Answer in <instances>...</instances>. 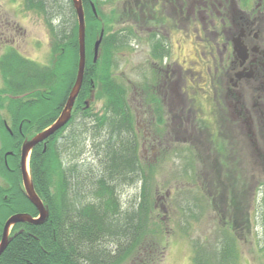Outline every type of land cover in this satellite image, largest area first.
<instances>
[{"label": "rangeland", "instance_id": "1", "mask_svg": "<svg viewBox=\"0 0 264 264\" xmlns=\"http://www.w3.org/2000/svg\"><path fill=\"white\" fill-rule=\"evenodd\" d=\"M98 1L108 32L121 31L127 36V43L114 50L112 72L115 80L128 88V102L134 110L130 137L134 146L140 142L135 153L141 159L137 167L145 175L143 180L153 187L157 218L165 227L167 243L159 264H193V241L196 249L203 248V257L212 253L211 243L206 241L219 227L235 234L238 248L235 263L231 259L221 264H264V148L252 145L246 133L238 135L234 131L231 117L221 111L222 105L213 99L212 89L209 88L210 100H202L203 106L197 109L191 107V101L187 103L184 91L185 76L187 92L196 97L208 75L203 56H209V52L204 46L206 41H213L209 36L211 26L203 31V0H159L142 6L136 0ZM20 2L0 0V55L14 48L22 56L48 66V22L60 25L61 19L47 8L38 11ZM131 24L135 30H130ZM160 39L167 47L161 60L153 56L154 44ZM183 65L189 70L185 71ZM141 89L157 99L163 110L162 122L152 112L153 104L141 98ZM204 94L202 91L201 96ZM162 98L166 108L160 102ZM102 103L95 98L91 110L99 114ZM29 114L38 116L37 110ZM203 117L214 119L205 121L213 133L211 138L201 131ZM98 125L93 117L75 118L61 139V151L70 165L91 167L79 170L81 177L89 179L101 163L96 153L99 144L82 127L95 129ZM222 125L225 131L231 128L232 132L220 135ZM36 127H31L32 132H37ZM143 180L121 186L124 202L140 195ZM86 185L80 191L88 192ZM8 186L0 176V189L5 191ZM203 208L207 211L204 219ZM192 214L199 216L194 218ZM134 258L133 261L140 260Z\"/></svg>", "mask_w": 264, "mask_h": 264}, {"label": "trees", "instance_id": "2", "mask_svg": "<svg viewBox=\"0 0 264 264\" xmlns=\"http://www.w3.org/2000/svg\"><path fill=\"white\" fill-rule=\"evenodd\" d=\"M90 1L94 2L98 16L94 15ZM27 2L31 7L47 8L53 16L61 19V23L48 22L53 53L50 65H39L14 49L0 56L4 83L0 92L15 97L27 93L31 98L27 102L22 101V97L11 98L6 103V99H0L1 107L4 104L9 109L12 132L5 129L0 116V134L3 135L0 174L9 185L5 191L0 189V236L4 221L14 212L37 214L24 196L21 185L20 143L32 131L33 125L40 130L56 118L73 83L78 59L77 21L71 0ZM83 8L87 64L78 108L90 89V80H96V97L104 100L103 110L109 111V116L101 115L95 129L82 128L89 131L93 141L99 144L96 153L101 163L94 169L92 179L81 177L79 172L91 167L76 164L61 167L59 150L62 146L59 147L58 142L56 145L55 140L63 128L51 138L47 151L35 147L30 158L31 174L37 193L49 209V217L38 225L15 224L14 236L0 255V264H159L163 256L167 243L165 227L157 218L159 213L154 205L153 187L143 180L145 175L137 167V149L129 132L133 118L126 100L127 91L110 73L114 50L125 45L127 36L121 31L109 33L105 26L99 57L92 62L93 44L102 27L99 15L102 14L98 0H83ZM162 54L163 46L157 41L153 56L161 57ZM15 103L18 104L15 106ZM158 109L160 114V106ZM33 110H37V117L27 115ZM82 113L86 115V112ZM159 118L161 121V116ZM7 150L12 154L5 164L2 155ZM140 180H143L140 195L124 202L121 186L125 183L135 185ZM85 184L89 188L86 193L80 191ZM202 212L204 219L207 211ZM191 216L197 218L199 214ZM213 235L206 241L211 243L212 252L205 256L207 258L203 257V248L196 249L192 240V263L221 264L231 259L235 263L238 258L235 234L219 227ZM134 257L140 260L133 261Z\"/></svg>", "mask_w": 264, "mask_h": 264}, {"label": "flooded vegetation", "instance_id": "3", "mask_svg": "<svg viewBox=\"0 0 264 264\" xmlns=\"http://www.w3.org/2000/svg\"><path fill=\"white\" fill-rule=\"evenodd\" d=\"M140 1L142 5L159 3ZM201 5L203 31L211 26L214 44L206 41L204 46L209 56H203L208 74L203 90L212 89L213 99L231 117L238 135L246 133L252 145L264 148V0H203ZM207 94L203 99L210 100V90ZM221 128V135L232 132Z\"/></svg>", "mask_w": 264, "mask_h": 264}, {"label": "water", "instance_id": "4", "mask_svg": "<svg viewBox=\"0 0 264 264\" xmlns=\"http://www.w3.org/2000/svg\"><path fill=\"white\" fill-rule=\"evenodd\" d=\"M73 7L76 12V17L78 21V44H79V65H78V74L76 78V82L74 84V87L72 88V91L69 95L68 101L65 105V108L62 112V115H60L53 124L47 129H45L42 132H39L37 135H35L31 140L26 141L22 148H21V176H22V182L24 186V194L26 198L29 200V202L37 209L38 217L35 218L31 214L27 212H19L14 213L11 216H9L6 221L4 222L3 229H2V235L0 239V255L7 247L8 243L11 240V236H9L10 228L19 222H27L29 224H42L44 223L48 216H49V209L47 205L43 203L37 192L35 191L33 182L31 180V177L29 176V172L27 169V162L26 157L28 151L38 142L42 141L52 133H54L57 129H59L64 122L66 121V117L69 116V111L71 109V106L74 102V99L78 93V90L81 85V79L83 74V66L85 61V23H84V11L82 7L81 0H72ZM101 39V38H100ZM100 39L95 42V55L97 52V48L100 42Z\"/></svg>", "mask_w": 264, "mask_h": 264}]
</instances>
